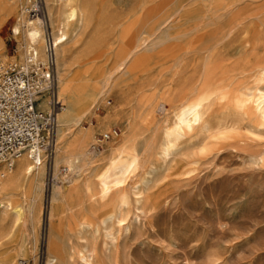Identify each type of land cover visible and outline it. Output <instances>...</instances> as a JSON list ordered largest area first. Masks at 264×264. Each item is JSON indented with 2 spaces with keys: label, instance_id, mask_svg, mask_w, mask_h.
<instances>
[{
  "label": "rangeland",
  "instance_id": "obj_1",
  "mask_svg": "<svg viewBox=\"0 0 264 264\" xmlns=\"http://www.w3.org/2000/svg\"><path fill=\"white\" fill-rule=\"evenodd\" d=\"M28 1L0 0L2 56L17 54L24 16L37 15L30 8L47 14L45 0H33L24 9ZM77 5L85 16L67 43V59L90 48L97 31L104 33L107 49L99 55L92 50L84 62L72 63L69 72L86 69V76L102 81L112 74L119 30L128 29L132 40L143 39L124 69L113 75L114 87L106 97L108 103L121 93L167 102L165 109L157 108L144 134L154 147L145 153V167L126 186L129 203L123 225H102L94 216V227L80 233L70 224L69 214L59 212V203L63 193L90 178L93 170L66 174L60 166L53 173L52 158L51 178L46 180V171L45 191L38 201L45 214L52 210L50 219L17 222L0 245V259L7 256L17 264H86L79 255L88 256L94 249L90 264H264V127L246 130L252 104L245 95L246 87L260 79L251 68L255 48L264 42V0H77ZM47 23L51 31L48 15ZM15 27L20 34L13 32ZM189 41L193 49L180 62L176 55ZM190 78L217 86L207 122L227 120L231 129L207 140L198 129L186 134L181 146L188 152L161 165L156 148L163 126L172 122L180 87ZM58 85L57 76V90ZM201 86V81L196 83L190 101L199 99ZM57 95L64 103V96L58 91ZM170 96L173 105L166 101ZM94 110L103 115L104 106L99 103ZM113 126L119 128L118 134L126 129L122 119ZM90 150L98 153L102 147L92 145Z\"/></svg>",
  "mask_w": 264,
  "mask_h": 264
},
{
  "label": "bare ground",
  "instance_id": "obj_2",
  "mask_svg": "<svg viewBox=\"0 0 264 264\" xmlns=\"http://www.w3.org/2000/svg\"><path fill=\"white\" fill-rule=\"evenodd\" d=\"M32 1L29 0L24 9L28 8ZM44 2L51 26L54 62L59 83L57 91L59 95L64 96V103L57 113L53 173H58L60 166H64L66 174L67 171L93 170L90 178L80 185L71 186L67 192L62 194L59 212L69 214L70 224L75 227L78 233L83 229L88 230L94 227V216L99 218L102 225L115 223L122 226L125 220L124 208L129 203L125 192L126 186L129 180H132L138 171L145 167V153L154 147L152 138H146L144 134L151 126L157 108L161 106L162 109H165L163 106L167 102L164 103L165 101L150 96L135 98L130 94L121 93L116 100L108 103L106 96L111 93L114 87L113 75L121 72L143 45V39L140 37L136 40L130 39L128 29H121L117 34L112 74L102 81H97L95 78L85 75L86 69H80L74 73L69 72L72 63L84 62L92 50H96L98 52L96 54L99 55L104 49H107L103 46L104 33L97 31L91 47L68 60L69 47H67V43L79 30L84 20V11L77 5V0H57L55 2L45 0ZM24 18L21 33L23 41L21 40L22 42L19 44L17 54L6 57L2 56L0 52V61L3 63L16 59L23 61L28 49L35 50L40 61L43 62L45 58L42 19L38 15L33 17L25 15ZM13 32L17 35L20 34L17 27ZM192 49L193 45L189 41L183 51L176 55L178 60L181 62L183 55L190 53ZM253 56L255 62L251 69L254 68L258 71L260 79L259 82L257 80L258 84L251 85L252 87L245 86V95L249 96V101L252 104V115L248 119L246 129L250 132L258 131L259 128L264 127V42L258 43ZM245 67L247 69V66ZM200 81L203 93L199 99L190 101L189 95L196 90V83ZM220 81L219 83H221ZM217 91V86L209 84L203 78L201 80L190 78L184 87H180L178 99L175 100L178 104L173 109L174 113L171 111L173 117L170 121L172 122L169 124L166 122L163 126L162 138L156 148L161 165L188 152L185 153V149L181 146L182 138L186 134L198 129L207 140L218 137V135L219 137L223 136L224 131L230 128V125L225 122L227 120H215L220 121L216 124L207 122L210 121L207 116L208 106L210 100L218 93ZM171 93L169 94L171 95ZM166 101L173 105L171 96ZM99 103L104 106L103 115L94 112ZM238 117L240 116L238 115ZM93 118H95V122ZM118 119H122L126 124L125 131L104 140L102 150L98 153L95 150L91 151L90 147L97 140L96 133L108 131L111 129L113 121L115 123V120ZM46 171L47 168L43 162L36 163L25 154L16 158L12 166L3 169V175L0 176V245L9 239L13 227L20 220H33L39 223L44 218L50 219L52 210L45 214L43 207H40L38 202L45 191V182L42 177ZM141 192L142 190H138L137 194H141ZM93 252L94 249H91L90 255L81 253L79 257L86 264H90ZM0 264L17 263L14 260H9L6 256L0 259Z\"/></svg>",
  "mask_w": 264,
  "mask_h": 264
},
{
  "label": "built area",
  "instance_id": "obj_3",
  "mask_svg": "<svg viewBox=\"0 0 264 264\" xmlns=\"http://www.w3.org/2000/svg\"><path fill=\"white\" fill-rule=\"evenodd\" d=\"M30 10H35L42 19L45 62L38 59L33 49L26 51L23 61H0V176L4 168L12 166L16 158L25 154L30 160L45 164L46 180H49L57 113L62 101L57 95L53 41L47 14L40 8ZM118 133L116 126L100 133L93 148H101L104 140Z\"/></svg>",
  "mask_w": 264,
  "mask_h": 264
}]
</instances>
